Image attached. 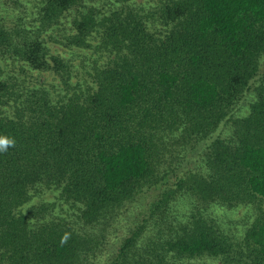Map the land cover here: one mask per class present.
I'll return each instance as SVG.
<instances>
[{"label":"trees","instance_id":"obj_1","mask_svg":"<svg viewBox=\"0 0 264 264\" xmlns=\"http://www.w3.org/2000/svg\"><path fill=\"white\" fill-rule=\"evenodd\" d=\"M131 1L38 0L29 24L0 22V136L15 141L0 264H87L144 191L146 218L102 264H264V0ZM56 30L107 62H72L48 45ZM240 205L253 216L237 236L215 213Z\"/></svg>","mask_w":264,"mask_h":264},{"label":"rangeland","instance_id":"obj_2","mask_svg":"<svg viewBox=\"0 0 264 264\" xmlns=\"http://www.w3.org/2000/svg\"><path fill=\"white\" fill-rule=\"evenodd\" d=\"M159 0H132V7L139 11L140 13H147L148 10L152 9L153 6ZM38 0H0V22L14 26L16 23H19L20 16H23L21 22L23 24L30 23L31 17L35 12V7L32 4H36ZM60 31V32H59ZM58 33V35L56 33ZM53 32L52 37H49L47 34L48 45L54 49H60L67 58H71L72 62L76 63L79 60L83 59L84 61L90 62L91 58L83 57V54H88L91 52L90 49H79L75 48L68 50L65 47H62L60 44L61 37L63 32L61 30H56ZM96 55V60L93 64H102L104 65L107 62V53L102 50L94 51ZM92 62L86 64V68H90L93 65ZM16 66L9 64L6 70H13ZM85 68V70H86ZM18 69V66H17ZM34 76L27 75L28 81L31 82H43L46 83L48 87H51L53 82H56L60 86L59 81L54 78L51 72H39L37 70H32ZM12 72V71H11ZM16 72V71H15ZM85 76V75H84ZM83 76V77H84ZM79 77V76H77ZM77 77L73 79L76 80ZM91 81V76L88 78ZM152 192L144 191L138 193L135 198L129 202L128 205L121 208L116 215L113 217V222L107 224L104 230V236L101 239L100 247L95 251V256L90 257V260L87 264H102L105 262L106 257L114 254L118 246L121 244L123 238L128 235L132 228L140 224L146 218V208L148 202L151 200ZM52 191L49 193L43 194L44 197H49V200L52 199ZM38 200V197L34 198ZM174 205L180 208V211L183 213L189 212V206L191 198L184 197L182 194L177 195L174 199ZM215 216L218 217V220L221 219L220 227L226 230L228 233H234L238 236L243 229L248 225L249 219L253 216L252 209L248 206L240 205L234 208H218L216 210ZM213 259L207 256H200V258H188V259H175L173 261L175 264H191L195 262H208L213 263Z\"/></svg>","mask_w":264,"mask_h":264},{"label":"clouds","instance_id":"obj_3","mask_svg":"<svg viewBox=\"0 0 264 264\" xmlns=\"http://www.w3.org/2000/svg\"><path fill=\"white\" fill-rule=\"evenodd\" d=\"M14 145V139L5 136H0V152H5L9 147Z\"/></svg>","mask_w":264,"mask_h":264}]
</instances>
